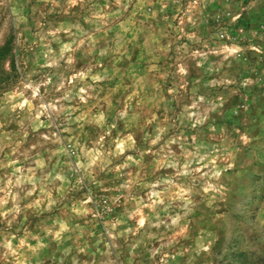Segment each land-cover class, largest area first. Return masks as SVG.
Segmentation results:
<instances>
[{
  "label": "rangeland",
  "instance_id": "obj_1",
  "mask_svg": "<svg viewBox=\"0 0 264 264\" xmlns=\"http://www.w3.org/2000/svg\"><path fill=\"white\" fill-rule=\"evenodd\" d=\"M64 44L71 45L70 75L83 73L81 86L93 87L84 101L60 100L61 89L55 110L38 114L39 128L18 114L24 109L0 113V198L14 165L35 179L64 167L60 144L77 138L91 148L103 129L89 121L101 111L104 148L128 135L132 147L125 141L106 166L98 161V184L47 185L53 197L55 188L64 192L50 211H22L11 225L0 217V264L15 259L3 247L5 234L15 245L26 230L35 236L65 216L68 231L24 253L25 264H264V0H0V99L19 90L24 73L46 74L51 60L43 53ZM37 107L30 101L31 113ZM60 108L84 119L70 123ZM29 148L30 157L40 151L43 169L24 159ZM185 165L197 169L194 178ZM73 183L69 173L65 184ZM32 187L11 192L24 197ZM38 196L39 188L21 208Z\"/></svg>",
  "mask_w": 264,
  "mask_h": 264
},
{
  "label": "clouds",
  "instance_id": "obj_2",
  "mask_svg": "<svg viewBox=\"0 0 264 264\" xmlns=\"http://www.w3.org/2000/svg\"><path fill=\"white\" fill-rule=\"evenodd\" d=\"M119 2V0H117ZM83 43V41H80ZM79 47V44L77 45ZM71 48V45L64 44L58 53H52L51 49L45 51L43 56L47 59L51 60V66L49 71L39 76L38 79H33L34 71H29L24 73V79L21 81V87L18 91H16L12 96H9L8 93H5L4 97L0 99V113L7 112L9 115L12 112H15L17 109H24L23 113H18L23 116L24 119H28L31 121V126L34 128L40 127V121L38 120V114L44 113L47 114L50 109L55 110L56 105V95L60 92L61 89H65L64 95L60 96V100H70L79 97V100L84 101L88 93L86 89H91L93 86L89 83H83L81 86V81L83 80V73H77L76 77L70 75L72 71V57L69 55L65 57V52H67ZM64 60V64H60L59 62ZM47 62V61H46ZM77 79V83L73 84L71 88L66 87V82H70L73 79ZM57 78H59V83H57ZM94 80H99L101 77H93ZM43 86L44 91L39 93L37 89ZM78 89V90H75ZM35 99L37 101L38 107L35 113L30 112V101ZM44 100H47L49 103L45 105L43 103ZM29 103V108H25V104ZM74 109L66 110L64 108H60L57 111V115L60 113L65 114V119L70 123L81 121L84 119L83 116L72 117L71 113ZM118 116L123 118L125 116L124 111H118ZM94 123L97 127L103 129V135H100L99 138L92 142V147L89 148L87 144L79 143L77 138H73L68 140L67 145L60 144V146L56 149V152L65 155L69 159L64 164V167L53 168L51 172H47L46 174L40 176L39 178L33 177L32 174L24 176L22 173V168L20 166H13L10 174H7V181L5 186L3 187V191L5 192V196L0 198V217L5 218V222L8 225H11L12 222L16 219V214L22 211H27L29 209L34 210H48L50 211L52 206L57 204V201L61 199L64 195V192L57 190V196L53 197L52 190L47 189L46 186L49 184H55V182H61V185L64 186V191L69 190L72 187H81V180L87 179L94 184H98L96 181V177L93 174L96 169L94 166L98 165V161L104 163L106 166V162L108 160V155L119 156L120 153L125 151V141H128L127 147L131 148L132 144V136L128 135L124 140L121 139H112L108 141V147L104 148L103 141L105 137L109 135V129L105 125V113L103 111L99 112L98 115L91 116L90 121ZM81 127L82 125H78ZM115 127V124L112 125ZM63 131H72L70 128H65ZM52 136H57L55 132L52 133ZM51 137L48 136L44 138L42 141L47 142ZM155 141H153L154 143ZM35 148L42 147V143H36L33 145ZM103 149V152L100 151ZM32 149L29 148L26 153H24V159H35L36 169L44 168V160L40 151H37L35 157H30L28 153H31ZM129 160L131 157L128 158ZM7 167V165H5ZM123 167V165H120ZM102 170V168L100 169ZM185 170L187 171L190 178H194V173L197 169L193 168L188 170V166L185 165ZM211 171V170H210ZM35 169H29V173H34ZM81 173L80 176H77L76 173ZM69 173H71L72 177H75V183L71 185L65 184L66 178L69 177ZM19 174V175H18ZM98 174V173H97ZM217 173L213 172L212 175H216ZM181 172L178 170L177 178H179ZM201 175H208V173H202ZM3 179V178H0ZM25 182H29L33 185L31 190L24 194V197L18 196V194L12 193L11 189L15 186L22 185ZM160 183H167L169 187H171V180L165 182L163 180L159 181ZM37 188H39V196L34 200L30 201L23 205V208L20 206V200L25 197H30L32 192H36ZM208 187L204 188V191H207ZM152 195H158L157 193H152ZM180 195L183 196V190L180 191ZM9 199L12 200V206L7 207ZM151 199V197H150ZM89 200H92L91 196H87V198L83 201L86 204ZM82 206V205H81ZM185 208L188 207L187 204L184 205ZM72 212H76V208H72ZM12 214V219L8 220L7 217ZM132 213H129L131 217ZM116 223H119L117 221ZM140 224H143V220L139 221ZM175 223V221H173ZM113 228L116 227V224L112 225ZM69 229L68 217L64 218H53L52 222L47 225L39 226V231L37 235H32L31 233L25 231V235L23 238L19 239L15 245L13 244V237L11 233H7L3 238V247L7 250V253L12 255L15 259L13 264H25V260L23 258L24 253H28L31 255L41 246V240H44L47 243H51L54 240H59L62 233L67 232ZM19 231V229H17ZM36 240L35 246H27L26 241ZM19 253V255H17Z\"/></svg>",
  "mask_w": 264,
  "mask_h": 264
},
{
  "label": "trees",
  "instance_id": "obj_3",
  "mask_svg": "<svg viewBox=\"0 0 264 264\" xmlns=\"http://www.w3.org/2000/svg\"><path fill=\"white\" fill-rule=\"evenodd\" d=\"M1 53H2V52H1ZM1 53H0V55H2Z\"/></svg>",
  "mask_w": 264,
  "mask_h": 264
}]
</instances>
